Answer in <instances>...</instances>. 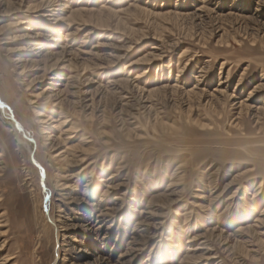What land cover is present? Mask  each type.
Returning a JSON list of instances; mask_svg holds the SVG:
<instances>
[{
    "label": "rangeland",
    "instance_id": "1",
    "mask_svg": "<svg viewBox=\"0 0 264 264\" xmlns=\"http://www.w3.org/2000/svg\"><path fill=\"white\" fill-rule=\"evenodd\" d=\"M0 29V264H264V0H0Z\"/></svg>",
    "mask_w": 264,
    "mask_h": 264
},
{
    "label": "bare ground",
    "instance_id": "2",
    "mask_svg": "<svg viewBox=\"0 0 264 264\" xmlns=\"http://www.w3.org/2000/svg\"><path fill=\"white\" fill-rule=\"evenodd\" d=\"M31 9H32V8H31ZM29 10H30V8H29ZM30 11L32 12V10H30ZM30 11H29V12H30ZM36 11H38V10H36ZM40 11H41V10H40ZM33 12H34V10H33ZM49 12H52V11L50 10ZM42 14H43V13H42ZM22 23H23V22H22ZM7 25H8V24H7ZM11 25H12V24H11ZM9 27H10V26H9ZM1 28H3V27H1ZM6 29H7V28H6ZM2 30H3V29H2ZM2 30L0 29V32H3L5 29H4L3 31H2ZM29 35H30V34H29ZM36 48H37V47H36ZM41 49H42V48H41ZM0 102H1V101H0ZM3 109H4V108H3ZM13 123H14L13 125H14V127H15V130H16L17 132H20L19 127L15 124L16 122L13 121ZM17 124H18V123H17Z\"/></svg>",
    "mask_w": 264,
    "mask_h": 264
},
{
    "label": "water",
    "instance_id": "3",
    "mask_svg": "<svg viewBox=\"0 0 264 264\" xmlns=\"http://www.w3.org/2000/svg\"><path fill=\"white\" fill-rule=\"evenodd\" d=\"M0 104L3 105L2 102H0ZM16 125L19 127V130L21 131L22 127L19 124H17V123H16Z\"/></svg>",
    "mask_w": 264,
    "mask_h": 264
}]
</instances>
